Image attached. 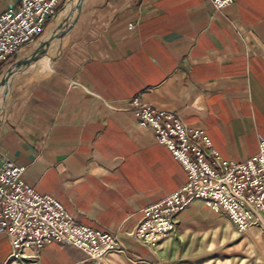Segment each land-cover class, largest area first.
<instances>
[{"label":"crops","instance_id":"crops-1","mask_svg":"<svg viewBox=\"0 0 264 264\" xmlns=\"http://www.w3.org/2000/svg\"><path fill=\"white\" fill-rule=\"evenodd\" d=\"M19 1L0 0V15ZM77 11L56 49L10 80L0 104V155L25 166V183L60 202L77 224L117 235L110 264L173 261L201 221L224 214L196 200L176 216L169 249L134 240L143 211L189 175L140 129L131 101L203 130L224 160L256 156L264 141V0H236L221 11L210 0H84ZM20 59L2 66L0 98ZM15 253L0 234V264H90L64 244Z\"/></svg>","mask_w":264,"mask_h":264},{"label":"built area","instance_id":"built-area-1","mask_svg":"<svg viewBox=\"0 0 264 264\" xmlns=\"http://www.w3.org/2000/svg\"><path fill=\"white\" fill-rule=\"evenodd\" d=\"M216 10L236 0H210ZM70 0H20L15 9L0 15V70L10 59H20L37 48L48 23ZM130 24L129 29L133 30ZM131 112L141 130L151 132L155 142L171 151L189 175L177 192L148 206L132 233L134 240L149 250L176 235L177 215L196 200L225 214L244 232L264 225V141L256 156L227 161L215 150L203 130L190 128L173 111L157 109L135 98ZM26 167L0 155V234L8 237L14 257L50 243L73 246L83 251L90 264H110L120 250L118 236L77 224L65 207L51 196H41L26 184ZM154 264H163L157 262Z\"/></svg>","mask_w":264,"mask_h":264},{"label":"rangeland","instance_id":"rangeland-1","mask_svg":"<svg viewBox=\"0 0 264 264\" xmlns=\"http://www.w3.org/2000/svg\"><path fill=\"white\" fill-rule=\"evenodd\" d=\"M66 7H62L59 15L52 20V25L36 46L37 48L41 46L49 39L50 35H54L56 32L55 36H57L54 41L45 49L47 54V51L55 50L58 41L61 40L58 33L63 29L61 25L64 22L63 11ZM77 10L78 8L74 11V16ZM30 51L34 52L33 48L28 50V53ZM45 55L39 58L42 57L43 60ZM7 90L8 85H3L4 94L0 98V104L4 100ZM198 227L197 234H189L180 243L179 256L175 260L163 262V264H264V225L240 232L225 214H220L212 215L201 221ZM167 241L168 243L165 244ZM171 242H176V235L171 239L161 241L158 248L169 249L167 245Z\"/></svg>","mask_w":264,"mask_h":264},{"label":"water","instance_id":"water-1","mask_svg":"<svg viewBox=\"0 0 264 264\" xmlns=\"http://www.w3.org/2000/svg\"><path fill=\"white\" fill-rule=\"evenodd\" d=\"M83 1H84V0H81L80 5H79V7H78V11L80 10V8H81V6H82ZM78 11H77V13H78ZM76 16H77V14H76ZM76 16H75V18H76ZM75 18L72 20V22H71V24H70V27H71V25L73 24ZM62 25H63V23H62ZM62 25H61V28L64 29V25H63V26H62ZM63 29L61 30V32H62V37H61V39L64 38V37L67 35L68 31H69V29L63 31ZM55 37H56V36H55V33H54V35H51V36L49 37V39H48L46 42H43V44H42L41 46H39V47H38V48H37L32 54H30L29 56H27V57H25V58H23V59H20V60L16 61V62H15L10 68H9V70L7 71L6 75L4 76V78H3V80H2V84H3V85H8L9 82H10V80L12 79V77H13L15 74H17L19 71H21V70L24 69V68H27V67H29V66H32V65L34 64V62H35L40 56H42V55L45 54V49H46V47L49 46V45L51 44V42L54 41Z\"/></svg>","mask_w":264,"mask_h":264},{"label":"bare ground","instance_id":"bare-ground-1","mask_svg":"<svg viewBox=\"0 0 264 264\" xmlns=\"http://www.w3.org/2000/svg\"><path fill=\"white\" fill-rule=\"evenodd\" d=\"M74 0H70V2L68 3L66 9L63 11V16H64V22L65 25H66V28L69 29L70 28V24L72 22V19L74 18V12L72 10V7L74 6ZM80 5V4H79ZM67 24H68V27H67ZM56 34V32H55ZM58 35H60V37H62V32L60 31L58 33ZM51 36V35H50ZM49 36V37H50ZM57 36V35H56ZM48 37V38H49ZM46 42V41H45ZM42 60V57L39 58L37 61H35L34 63L37 64L38 62H40ZM34 65V64H33Z\"/></svg>","mask_w":264,"mask_h":264}]
</instances>
